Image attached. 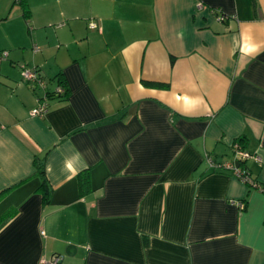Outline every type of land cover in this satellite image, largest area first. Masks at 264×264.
<instances>
[{"label":"crops","instance_id":"1","mask_svg":"<svg viewBox=\"0 0 264 264\" xmlns=\"http://www.w3.org/2000/svg\"><path fill=\"white\" fill-rule=\"evenodd\" d=\"M53 254L264 264V0H0V264Z\"/></svg>","mask_w":264,"mask_h":264},{"label":"built area","instance_id":"2","mask_svg":"<svg viewBox=\"0 0 264 264\" xmlns=\"http://www.w3.org/2000/svg\"><path fill=\"white\" fill-rule=\"evenodd\" d=\"M20 1V0H17ZM200 6V3H199ZM220 20H223L224 16H219ZM95 24L90 23V27H94ZM35 50L38 49L37 46L34 47ZM7 52H2V55L5 56ZM21 77L29 83L34 84L36 87H40L45 90L42 96L37 98V104L36 106L31 110L30 114L33 116H41L43 115L48 107V98L50 95H62L64 94L65 90L64 87L61 84H56L53 86L52 90H47L48 83L46 80H44L35 70L29 69V68H22L21 69ZM233 150L235 155V161L229 162L226 164V167L230 169L235 176L240 178L244 183L252 182L251 178L244 173L236 164V161L243 160L247 158L250 154L248 152H245L244 150L239 148V145L237 142L233 144ZM206 161L209 165H214L216 167H219L220 165L212 160L210 156L207 155ZM222 167V166H220ZM254 184V183H253ZM238 206L240 208L244 207V204L242 202L238 203ZM61 255L53 254L50 258H41L39 264H61Z\"/></svg>","mask_w":264,"mask_h":264},{"label":"trees","instance_id":"3","mask_svg":"<svg viewBox=\"0 0 264 264\" xmlns=\"http://www.w3.org/2000/svg\"><path fill=\"white\" fill-rule=\"evenodd\" d=\"M25 11L27 12V9H25ZM60 81V82H59ZM57 84H61L64 87V94L59 95V97L61 96L62 98L64 97V95H66V91L67 89L65 88L64 84L61 82V80H58ZM239 145V148H241L240 144L238 141H236ZM213 160V159H212ZM215 162V161H214ZM238 164L237 166L244 171L245 174H247L252 182H248L247 184L252 186L254 185L253 183V179L250 175V172L247 170V168H245L244 166H242V161L239 160L237 161ZM220 166H223L222 164L218 163ZM209 165V164H208ZM216 167L214 165H209V167L215 168V169H219L221 167ZM34 167H35V174L41 176V184L39 185V187L37 188L39 191H41V193L43 194V198L45 199V201L48 200V194H49V188H48V184H47V178L45 176V165H44V156H35L34 157ZM230 170V169H229ZM231 171V170H230ZM232 172V171H231ZM233 173V172H232ZM78 178H79V186H80V191L81 193H86L88 191V177H87V173L84 172H80L78 173Z\"/></svg>","mask_w":264,"mask_h":264},{"label":"water","instance_id":"4","mask_svg":"<svg viewBox=\"0 0 264 264\" xmlns=\"http://www.w3.org/2000/svg\"><path fill=\"white\" fill-rule=\"evenodd\" d=\"M236 164H238V162L236 161Z\"/></svg>","mask_w":264,"mask_h":264}]
</instances>
